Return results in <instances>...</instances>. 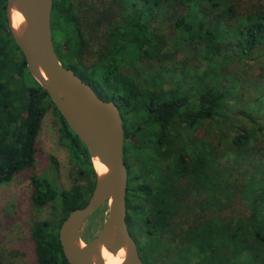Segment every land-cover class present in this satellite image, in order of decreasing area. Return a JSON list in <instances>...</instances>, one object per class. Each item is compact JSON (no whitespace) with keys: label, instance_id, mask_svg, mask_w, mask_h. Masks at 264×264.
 <instances>
[{"label":"trees","instance_id":"1","mask_svg":"<svg viewBox=\"0 0 264 264\" xmlns=\"http://www.w3.org/2000/svg\"><path fill=\"white\" fill-rule=\"evenodd\" d=\"M51 31L63 67L122 110L123 131L132 119L137 133L144 125L163 131L158 148L170 151L178 144L177 192L165 181L155 191L143 189L147 210L133 206L134 239H145L137 245L143 264H264V0H53ZM169 39L171 54L165 51ZM177 51L182 58L169 64ZM237 64L258 70L261 80L244 85L245 75L227 72ZM50 108L76 177L69 188H60L52 156V175L30 177L32 206L49 207L51 214L32 222L28 233L34 264H67L58 229L72 210L86 205L96 173L84 144L28 73L10 33L6 0H0V185L34 167ZM211 124L221 134L224 126L232 132L230 146L239 162L251 158L253 171H245L241 186L223 181L215 170L212 143L185 147L189 134L202 127L210 135ZM176 127L180 140L171 137ZM171 168L163 176L173 183L166 171ZM232 198L243 200L244 212L229 221L221 213ZM129 208L127 200V222ZM18 257L2 251L0 264H17Z\"/></svg>","mask_w":264,"mask_h":264},{"label":"water","instance_id":"2","mask_svg":"<svg viewBox=\"0 0 264 264\" xmlns=\"http://www.w3.org/2000/svg\"><path fill=\"white\" fill-rule=\"evenodd\" d=\"M52 5L53 0H6V18L28 73L84 144L92 166L94 159L104 166L101 174L94 169L96 179L86 205L72 210L60 224L62 253L67 264H104L106 251L118 256L117 264H143L126 222L127 174L119 110L60 63L52 40ZM12 11L22 16L18 27L12 25ZM105 204L107 213L99 232L84 242L82 225Z\"/></svg>","mask_w":264,"mask_h":264},{"label":"rangeland","instance_id":"3","mask_svg":"<svg viewBox=\"0 0 264 264\" xmlns=\"http://www.w3.org/2000/svg\"><path fill=\"white\" fill-rule=\"evenodd\" d=\"M173 48L175 47L171 44V39H169L165 51L171 54ZM176 49L178 50V47H176ZM181 50L182 49H180V51ZM63 51L64 49L61 47V54ZM180 51H177L174 56L171 55L168 58V60L171 61L169 64H172L173 59L179 61L182 58V52ZM227 72L231 73V75L237 72L238 76L241 77L245 75L246 78L244 81L246 82H244V85H247V81L252 78L261 80L259 75H257L259 73L258 70H255V72H247L241 64L228 67ZM227 81L223 83L224 86H229ZM260 82L263 84L261 89L264 90V79ZM236 107L237 109L241 108V103H238ZM243 123L246 125L245 120H243ZM207 128L208 133L206 131ZM207 128L202 127V129L196 131L194 135L189 134L191 140L186 142L185 147L188 149L193 141H199L202 144L204 142V145H206L207 142L212 143V145L217 148L215 170L223 176V181H229L232 185H236L237 183L241 186L243 181L247 178L245 171H253L252 162H249L251 158L241 162L237 160V156L231 150L230 146L232 132L226 131L225 126L222 134L215 124H211L210 135L209 127ZM175 132L178 133L176 138L179 140L182 139V137L179 136L180 131L175 130L174 133ZM262 148H264V144L261 149ZM68 154V151L60 144L58 122L50 108L41 122L34 167L16 175L10 182L0 185V252L8 250L18 252L19 257L17 264H34V255L32 251L33 243L28 233L29 226L36 220L48 219L51 214V209L49 207L36 209L32 206L30 201L32 192L30 177L33 174L52 175V165L49 161V156H52L58 163V172L54 178L56 184L60 188H69L73 179L76 177V173ZM255 161H257L256 156L254 157V162ZM262 170L264 174V161ZM241 200L242 199L232 198L229 204L226 203L224 211L221 213L222 216L229 219V221H234L241 212H244V207L241 205L243 200ZM101 209L102 210H100L96 216L86 220L82 225L81 236L85 237V241L83 240L84 242H87L99 232L106 217L107 205H103ZM246 214L248 213L246 212ZM144 240L145 239L141 236L138 245L143 246L144 244L142 243H144Z\"/></svg>","mask_w":264,"mask_h":264},{"label":"flooded vegetation","instance_id":"4","mask_svg":"<svg viewBox=\"0 0 264 264\" xmlns=\"http://www.w3.org/2000/svg\"><path fill=\"white\" fill-rule=\"evenodd\" d=\"M95 91V89H93ZM96 92V91H95ZM115 103L114 101H112ZM117 106V104L115 103ZM121 120H122V110L117 106ZM131 119V118H130ZM134 120H130L125 125L124 131V147L123 151L124 156V164L126 167L127 174V185H126V202L129 201L130 208L128 210L129 218L127 222V226L129 232L134 239V229L136 227L135 224V211L133 206L137 205V203L144 208V210L148 209L145 202L143 201L144 196L143 189H149L155 191L157 189L156 186L163 185V182L166 181L167 185H172V188L177 189L175 185L178 184L179 181V173L176 177L174 174V164L180 155V151H178V144L173 143L174 146L170 151H164V148H158L156 143L163 136V131L148 126H143L142 130L137 133L135 128L137 127ZM175 130H178V127L173 128L171 132V137L176 140L178 133H174ZM178 132V131H177ZM170 136V134H169ZM166 153V154H164ZM199 151H195L193 153V158L197 157ZM172 166L171 169H166L167 172L170 173L173 183L165 180L163 176V171L165 168ZM175 184V185H174ZM127 214V210H126ZM132 232V233H131ZM133 234V235H132ZM136 246L139 244V239L137 237L134 239ZM138 249V247H137Z\"/></svg>","mask_w":264,"mask_h":264},{"label":"bare ground","instance_id":"5","mask_svg":"<svg viewBox=\"0 0 264 264\" xmlns=\"http://www.w3.org/2000/svg\"><path fill=\"white\" fill-rule=\"evenodd\" d=\"M11 21L13 27H18L22 23V16L17 11H12ZM93 166L97 173L101 174L104 171V166L97 160H93ZM118 256H114L109 252L104 253V264H117Z\"/></svg>","mask_w":264,"mask_h":264}]
</instances>
